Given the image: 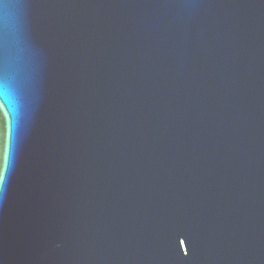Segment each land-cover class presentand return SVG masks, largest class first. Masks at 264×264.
<instances>
[{
	"label": "water",
	"instance_id": "water-1",
	"mask_svg": "<svg viewBox=\"0 0 264 264\" xmlns=\"http://www.w3.org/2000/svg\"><path fill=\"white\" fill-rule=\"evenodd\" d=\"M0 264H264V0H0Z\"/></svg>",
	"mask_w": 264,
	"mask_h": 264
},
{
	"label": "snow or ice",
	"instance_id": "snow-or-ice-1",
	"mask_svg": "<svg viewBox=\"0 0 264 264\" xmlns=\"http://www.w3.org/2000/svg\"><path fill=\"white\" fill-rule=\"evenodd\" d=\"M3 179V176H0V180H2Z\"/></svg>",
	"mask_w": 264,
	"mask_h": 264
}]
</instances>
